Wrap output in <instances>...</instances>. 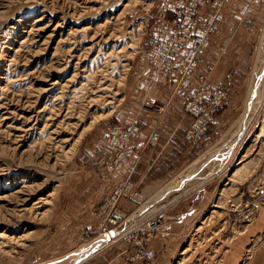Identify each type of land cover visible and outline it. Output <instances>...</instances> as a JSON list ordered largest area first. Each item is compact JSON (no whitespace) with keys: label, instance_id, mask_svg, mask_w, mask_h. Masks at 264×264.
Segmentation results:
<instances>
[{"label":"rangeland","instance_id":"374dc122","mask_svg":"<svg viewBox=\"0 0 264 264\" xmlns=\"http://www.w3.org/2000/svg\"><path fill=\"white\" fill-rule=\"evenodd\" d=\"M184 2L0 0V264H76L102 247L92 249V242L100 236L105 193L120 181L133 183L131 175L118 180L104 168L110 161L113 170L125 168L116 167L119 150L109 142L111 130L136 115L140 131L145 124L139 117L148 113L158 118L151 131L158 130L161 140L167 103L155 100L143 107L135 91L138 63L148 60L150 40L160 37L167 22L172 25ZM214 6L208 0L202 14ZM227 9L219 30L228 21ZM262 31L260 20L247 73L237 75L234 85L198 84L194 78L185 91L189 95L181 97L176 82L172 98H183L191 117L184 130L190 147L185 165L163 183L179 174L170 188L135 185L143 199L125 198L120 204L126 218L140 214L139 223H145L163 215L181 233L178 240L171 237L169 256L152 247L164 234L149 243L157 255L153 264H251L255 252L264 249L261 58L250 85L264 52ZM204 83L222 89L224 97L205 109L207 133L194 144L186 139L197 118L188 103ZM258 93L263 96L251 111ZM245 116L247 126L239 136ZM181 181V190L172 193ZM250 210L255 218L247 224L243 214ZM80 249H88L87 255L74 257ZM137 253L136 248L133 259Z\"/></svg>","mask_w":264,"mask_h":264},{"label":"crops","instance_id":"0c3cea01","mask_svg":"<svg viewBox=\"0 0 264 264\" xmlns=\"http://www.w3.org/2000/svg\"><path fill=\"white\" fill-rule=\"evenodd\" d=\"M186 1L187 0H185L182 5H184ZM212 14V8L210 12L202 14V23H207L211 19ZM226 14L229 17L227 19L228 21L223 24L217 34L208 40V44L200 50V64L195 75V82L198 84L210 81L216 85L222 84L227 86V84L230 83L234 85L232 82H235L237 75L247 73L244 67H247V58H249L251 52L250 47L255 33L254 25L260 20L261 26L264 24V4L260 7H249L246 3L238 0V2L227 9ZM166 24L170 25L171 22L169 21ZM166 24L162 27H166ZM193 31L190 34V43L196 46L202 40L203 35L199 28ZM263 36L264 33L262 31L261 41L264 40ZM260 58V65L263 67L264 52L261 53V57L257 60L250 85L255 78ZM138 64L142 69L139 71L136 79L138 84L136 83L135 91L136 95L139 96V101L144 103L143 107H147L145 106L146 104L155 100H159L161 103H167L165 104L168 108L167 112L164 116L162 115L160 117L164 123L162 137L157 148L151 149L144 147V141L149 136L151 129L158 119L155 116L148 115L147 111L149 110H146L147 114L142 113L141 117H139L144 122L145 127L138 131L134 140L135 155L138 160L140 159L138 157L140 152H144L140 162L137 164V162L133 160L130 161L124 169L113 170L110 161L109 163L107 162L104 168L106 171H110V173L113 172V174H117L116 178L118 180L129 178L128 176L131 175L130 177H132L134 185L152 188L162 185L185 165L187 156L186 149L190 147H185L187 141L184 138V130L188 124H190L191 117L184 111L185 106L183 98H172L178 80L179 70H176L177 72L174 71L167 77L162 76L156 66H150L148 60H141ZM137 91H139L140 94H138ZM189 91L185 93V97L189 95ZM135 116L129 118V120L126 119L128 120L126 123L134 121ZM176 176H179V174ZM174 178L163 184L160 189L166 186L170 188V184L175 180ZM182 182L183 181L179 182L177 187L171 192L173 193L181 190H177V188L182 185ZM185 187L187 188L188 185ZM185 187L182 189L184 190ZM113 189L110 191L108 190L105 196H109ZM167 192L169 193L170 190ZM168 196L169 194H167V197ZM153 201L155 202V200ZM174 227V223H172L171 232L164 234L161 239L157 240L152 245L158 252L164 250V256H169L170 251L173 249V246H171V237L175 240L181 238V233L175 232ZM135 252L136 248H131L130 244L126 242L118 243L92 254L79 264H145L143 260L133 259ZM255 253L256 255L251 264H264V249L261 250V248H259Z\"/></svg>","mask_w":264,"mask_h":264},{"label":"built area","instance_id":"2783aa9c","mask_svg":"<svg viewBox=\"0 0 264 264\" xmlns=\"http://www.w3.org/2000/svg\"><path fill=\"white\" fill-rule=\"evenodd\" d=\"M213 1L215 6L211 19L207 23H202L201 15L208 0H188L184 6L174 12L172 25L164 27L160 37L151 39L146 50L150 64L158 67L159 73L163 76H170L174 68L179 66L181 76L178 77L175 92L181 97H185V91L193 84L199 67L200 50L208 44V38L219 30L224 20L225 9L234 2V0ZM243 2L254 7L264 4V0H243ZM197 28L202 31L203 37L196 46H193L190 43V34ZM223 97L222 89L205 83L199 85L198 90L190 97L188 103V110L197 117L186 134L188 141L196 144L206 135L208 119L203 113L206 108L219 105ZM162 106L163 112L166 113L167 105L163 104ZM140 127V120L135 119L130 124H119L111 130L109 142L119 150L115 161L117 169H122L130 161L137 162L138 158L135 155L136 150L133 148V141ZM159 141L160 132L153 130L150 132L144 147L157 146ZM125 198L132 201H140L143 198L142 192L130 180L117 183L106 198L101 208V215L104 214V216L100 235L113 231L122 233L118 239L114 240V238L109 245L125 241L137 248L136 259L143 260L146 264H153L157 255L149 243L159 234L170 233L172 221L159 214H155L145 223H139L138 218L141 215L126 218L120 207L121 200ZM243 216V222L250 224L254 221L255 213L250 210L245 212Z\"/></svg>","mask_w":264,"mask_h":264},{"label":"bare ground","instance_id":"6f19581e","mask_svg":"<svg viewBox=\"0 0 264 264\" xmlns=\"http://www.w3.org/2000/svg\"><path fill=\"white\" fill-rule=\"evenodd\" d=\"M258 92H259V90H258ZM260 95H261V97L263 96L262 94H259L258 93V95H257V101L255 102V100L252 102V104L250 105V110L251 111H253V108H255V106L259 103V101L261 100L260 99ZM246 115V114H245ZM246 126H247V120H246V116L244 117V119L243 120H241V122L239 123V131H238V133H239V136H241L243 133H244V131H245V129H246ZM260 136H262V135H260ZM238 137V136H237ZM235 138V139H238V138ZM217 152H219V151H216V152H214V153H211L210 155L211 156H213L215 153H217ZM199 167V166H198ZM197 167V168H198ZM192 171V170H191ZM195 171L197 172V170L195 169ZM195 171L194 172H190V179H191V177L193 176L194 177V175H196L197 173H195ZM194 174V175H193ZM143 199V198H142ZM134 215H140V214H136V213H134L133 215H132V217L134 216ZM131 217V216H130ZM122 233H120V232H118V231H113V232H111V233H108V234H102V235H100L99 237H97L95 240H93V246H92V249L95 247V246H100V245H102V247L100 246V248L96 251V252H98L100 249H102L103 247H105V246H107V245H109L112 241H113V239L114 240H116V239H118L119 237H120V235H121ZM96 241V242H95ZM95 242V243H94ZM87 251H88V249H83V251H82V249H80V250H78L77 252H75L74 254H72L74 257H76V258H80L81 256H85V255H87Z\"/></svg>","mask_w":264,"mask_h":264}]
</instances>
